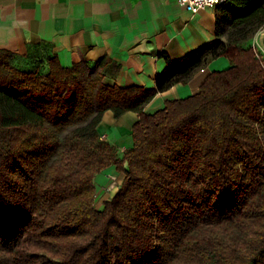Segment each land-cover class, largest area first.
<instances>
[{
	"label": "trees",
	"instance_id": "16d2710c",
	"mask_svg": "<svg viewBox=\"0 0 264 264\" xmlns=\"http://www.w3.org/2000/svg\"><path fill=\"white\" fill-rule=\"evenodd\" d=\"M263 29L264 0H228L217 38L151 90L107 84L102 61L53 57L43 75L0 50V264H264V58L248 44ZM217 57L229 66L195 94L144 111ZM107 111L137 116L122 155ZM110 166L122 180L98 209Z\"/></svg>",
	"mask_w": 264,
	"mask_h": 264
},
{
	"label": "crops",
	"instance_id": "0c3cea01",
	"mask_svg": "<svg viewBox=\"0 0 264 264\" xmlns=\"http://www.w3.org/2000/svg\"><path fill=\"white\" fill-rule=\"evenodd\" d=\"M216 10L193 14L178 0H0V50L12 54L15 68L43 75L53 57L63 67L102 61L107 84L151 90L169 61H191L217 38ZM228 66L225 57L211 60L187 83L158 91L144 111L153 113L167 100L192 96L209 73ZM136 119L133 112L116 119L107 111L99 123L102 138L120 155L132 146ZM121 180L114 166L97 174L98 209Z\"/></svg>",
	"mask_w": 264,
	"mask_h": 264
},
{
	"label": "built area",
	"instance_id": "2783aa9c",
	"mask_svg": "<svg viewBox=\"0 0 264 264\" xmlns=\"http://www.w3.org/2000/svg\"><path fill=\"white\" fill-rule=\"evenodd\" d=\"M179 4L187 11L197 14L204 9H214L228 0H178ZM255 47V46H253ZM256 48V47H255Z\"/></svg>",
	"mask_w": 264,
	"mask_h": 264
},
{
	"label": "rangeland",
	"instance_id": "374dc122",
	"mask_svg": "<svg viewBox=\"0 0 264 264\" xmlns=\"http://www.w3.org/2000/svg\"><path fill=\"white\" fill-rule=\"evenodd\" d=\"M264 31V29L262 30V31H260L252 40H250L249 41V45H251V46H255L256 48H257V50L260 52V54H262V56H263V58H264V51H263V49H262V47H261V45H260V35H261V33ZM10 64H12L11 62H10ZM14 67V66H13ZM17 69V68H16ZM97 195V194H96ZM98 196H97V198H96V201L98 202ZM99 203V202H98Z\"/></svg>",
	"mask_w": 264,
	"mask_h": 264
},
{
	"label": "water",
	"instance_id": "95a60500",
	"mask_svg": "<svg viewBox=\"0 0 264 264\" xmlns=\"http://www.w3.org/2000/svg\"><path fill=\"white\" fill-rule=\"evenodd\" d=\"M260 45L264 51V31L260 35Z\"/></svg>",
	"mask_w": 264,
	"mask_h": 264
}]
</instances>
